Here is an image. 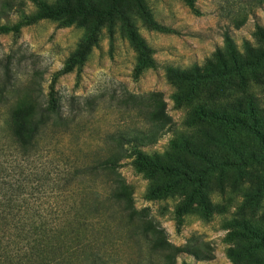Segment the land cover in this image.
Instances as JSON below:
<instances>
[{"label": "trees", "instance_id": "trees-1", "mask_svg": "<svg viewBox=\"0 0 264 264\" xmlns=\"http://www.w3.org/2000/svg\"><path fill=\"white\" fill-rule=\"evenodd\" d=\"M29 1L34 10L27 12L22 2L17 3L18 19L11 22L5 17L12 4L0 0V33L18 35L43 19L85 30L56 76L82 64L103 28L110 41L116 32L128 40L138 75L154 68L156 61L137 20L152 30L172 31L154 18L147 0ZM260 5L264 0H222L221 10L231 24L240 26ZM255 36L257 42L245 40L240 51L226 30L223 45L202 65L165 67L166 78L177 89L174 100L192 105L189 116L197 125L194 142L185 138L178 151L162 156L143 149L174 125L162 93H125L122 100L141 117L139 124L107 133L89 159H71L57 148L68 121L54 90L55 79L42 102L30 84H13L6 68L0 79V108L10 97L14 102L0 120V264H117L118 243L135 246L139 264H175L178 248L148 218V208L134 207L132 188L119 170L126 158L150 180L174 177L172 184L154 187L153 196L175 184L190 188L176 209L177 229L192 204H217L211 200L210 176L216 172L215 186L225 193L226 165L238 172L261 167L262 185L253 196L258 191L263 196L264 98L258 97V88L264 87L262 26H256ZM48 130L49 140L42 145ZM259 239L264 246V235ZM191 254L203 258L195 250Z\"/></svg>", "mask_w": 264, "mask_h": 264}, {"label": "rangeland", "instance_id": "rangeland-1", "mask_svg": "<svg viewBox=\"0 0 264 264\" xmlns=\"http://www.w3.org/2000/svg\"><path fill=\"white\" fill-rule=\"evenodd\" d=\"M51 1V0H49ZM154 18L172 31L147 28L137 20V28L153 49L154 68L136 74L135 52L128 40L114 33L110 41L106 28L98 36L82 64L70 72L55 75L84 35L80 26L60 27L57 21L43 19L25 26L18 35L0 33V79L7 68L10 81L18 87L30 84L45 102L52 81L61 104L62 115L68 121L66 132L57 148L64 156L82 160L94 156L101 140L109 132L139 124L141 117L123 102L125 93H162L173 127L151 145L143 147L149 154L160 156L178 151L184 139L196 140L195 127L190 119L191 104L178 105L173 98L177 89L167 78L165 67L202 65L216 47L223 45V33L229 31L238 49L243 51L245 40L256 43V26L264 28V6H256L240 26H234L224 17L222 0H147ZM25 10H34L29 0H10L12 10L8 19L15 22L17 3ZM4 21V20H3ZM258 97L264 98V87L258 88ZM14 98H8L0 108V120L9 111ZM50 132L42 145L49 140ZM54 141V140H53ZM182 149V148H180ZM221 155L224 151H218ZM261 167H247L238 172L225 166L221 193L210 176L214 187L211 200L216 205L208 208L195 203L183 214V223L176 227V209L182 206L185 192L179 184L161 189L156 196L154 187L173 183L174 177H157L152 180L138 172L126 158L119 168L132 188L134 207L148 208V218L159 224L168 241L178 248L175 264H264V246L259 237L264 235V195L256 193L261 186ZM196 201V199H195ZM195 250L203 258H197ZM114 251L120 254L117 264H139V250L130 244L118 243ZM232 251L233 255L230 254ZM145 254V251H144ZM141 258V257H140ZM145 264L144 261L141 262Z\"/></svg>", "mask_w": 264, "mask_h": 264}]
</instances>
